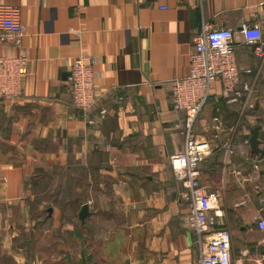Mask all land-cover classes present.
I'll list each match as a JSON object with an SVG mask.
<instances>
[{
	"label": "crops",
	"instance_id": "crops-1",
	"mask_svg": "<svg viewBox=\"0 0 264 264\" xmlns=\"http://www.w3.org/2000/svg\"><path fill=\"white\" fill-rule=\"evenodd\" d=\"M0 4L19 7L24 27L20 45L2 43L0 55L28 59L20 95L0 97V264H24L21 238L35 229L43 193L52 209L48 232L58 231L72 264H200L169 156L183 147L177 123L185 115L172 108L171 84L188 74L203 23L232 30L237 65L248 70L240 83L252 89L233 99L220 80L211 83L193 126L211 143L199 179L217 194L210 215L216 229L231 233L230 264H264V232L252 219L257 212L264 217V156L244 144L260 125L264 150V56L240 32L257 22L264 40V0ZM80 56L92 59L95 103L88 111L72 104L67 78L69 61ZM85 203L82 224L77 214Z\"/></svg>",
	"mask_w": 264,
	"mask_h": 264
},
{
	"label": "built area",
	"instance_id": "built-area-1",
	"mask_svg": "<svg viewBox=\"0 0 264 264\" xmlns=\"http://www.w3.org/2000/svg\"><path fill=\"white\" fill-rule=\"evenodd\" d=\"M198 1L201 4L203 0ZM240 32L244 43L253 47L254 54L263 57L264 40L260 25L257 22L243 24ZM23 35L19 7L0 4V44L19 46ZM193 43L188 74L173 80L171 84L172 108L183 111L185 115L177 123L184 136L183 147L169 156V164L184 188L182 196L188 205L186 220L200 247V264H230L231 233L226 229H216L215 219L210 215L217 202V194L207 192L199 179L198 166L210 153L211 143L204 135L196 134L193 126L210 95L213 81L220 80L223 91L232 94L233 99L242 92L250 94L252 86L246 82L240 83V72L248 70L237 65L231 29L203 23L193 37ZM68 64L67 78L72 104L82 111H88L95 103L92 59L87 56L75 57ZM27 65L26 56L0 55V97L12 99L20 95L21 83L28 72ZM104 112L102 110L101 114ZM213 128L217 131L220 129L217 121H214ZM244 144L248 145V139ZM241 154H247L246 150H241ZM261 207L264 208V202ZM252 219L257 228L264 232L261 213H255Z\"/></svg>",
	"mask_w": 264,
	"mask_h": 264
},
{
	"label": "rangeland",
	"instance_id": "rangeland-1",
	"mask_svg": "<svg viewBox=\"0 0 264 264\" xmlns=\"http://www.w3.org/2000/svg\"><path fill=\"white\" fill-rule=\"evenodd\" d=\"M249 144V142H248ZM59 175H61L59 173ZM63 180L59 177L57 180L54 179V186L57 183H61ZM48 178L37 184L39 187L38 192L42 193L48 188ZM37 201L34 207V231L29 235H23L21 243L23 244L24 264H67L64 258L65 248L67 245H62L57 236L58 231L53 230L52 234L48 232V194L38 195ZM66 220L70 217L66 216ZM52 236L57 242L51 241ZM71 247V246H70ZM262 248V247H261ZM75 253L74 247L70 248Z\"/></svg>",
	"mask_w": 264,
	"mask_h": 264
},
{
	"label": "water",
	"instance_id": "water-1",
	"mask_svg": "<svg viewBox=\"0 0 264 264\" xmlns=\"http://www.w3.org/2000/svg\"><path fill=\"white\" fill-rule=\"evenodd\" d=\"M261 126L260 125H255L251 131H250V136L248 138V142H249V148H250V152L254 153V154H259L260 156L264 155V150L259 146V140H258V133L260 130ZM52 213V209L49 208L48 209V215L50 216ZM89 215V211H88V205L85 203L81 206L77 217L79 219V221L83 224L85 218ZM65 258L67 260V262L69 264L71 263V259H70V253H66L65 254Z\"/></svg>",
	"mask_w": 264,
	"mask_h": 264
},
{
	"label": "trees",
	"instance_id": "trees-1",
	"mask_svg": "<svg viewBox=\"0 0 264 264\" xmlns=\"http://www.w3.org/2000/svg\"><path fill=\"white\" fill-rule=\"evenodd\" d=\"M252 47V46H251ZM252 49H253V47H252ZM254 52V51H253ZM264 156V155H263ZM263 156H261V157H263ZM78 218V217H77Z\"/></svg>",
	"mask_w": 264,
	"mask_h": 264
}]
</instances>
